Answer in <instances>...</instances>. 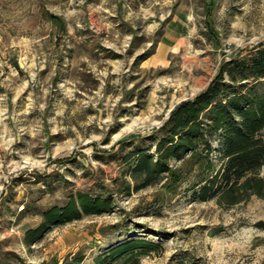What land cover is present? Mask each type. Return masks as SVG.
<instances>
[{
  "label": "rangeland",
  "instance_id": "1",
  "mask_svg": "<svg viewBox=\"0 0 264 264\" xmlns=\"http://www.w3.org/2000/svg\"><path fill=\"white\" fill-rule=\"evenodd\" d=\"M261 47L264 0H0V264H96L134 237L160 246L140 264H264L263 198L201 200L211 172L189 151L178 183L133 171L180 103ZM78 192L112 208L29 240Z\"/></svg>",
  "mask_w": 264,
  "mask_h": 264
},
{
  "label": "trees",
  "instance_id": "2",
  "mask_svg": "<svg viewBox=\"0 0 264 264\" xmlns=\"http://www.w3.org/2000/svg\"><path fill=\"white\" fill-rule=\"evenodd\" d=\"M215 140L220 141L222 151V164L216 171L212 159ZM155 145L156 157L143 154V150L137 152L140 155L133 171L136 177H144L143 187L165 176L173 183L182 181L186 170L173 165L172 159H182L189 151L191 160L206 165L211 172L201 180V200L217 199L234 205L252 196L264 199V47L249 56L225 61L204 91L173 110ZM111 208V199L78 192L65 205L47 209L45 223L29 232V240L37 241L49 224L69 223ZM258 226L264 229V221ZM159 247L134 237L100 254L95 262L140 264L144 255Z\"/></svg>",
  "mask_w": 264,
  "mask_h": 264
}]
</instances>
